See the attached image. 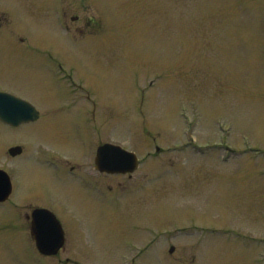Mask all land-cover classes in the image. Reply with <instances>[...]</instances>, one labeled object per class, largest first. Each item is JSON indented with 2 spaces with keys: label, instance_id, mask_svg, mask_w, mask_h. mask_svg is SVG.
I'll list each match as a JSON object with an SVG mask.
<instances>
[{
  "label": "rangeland",
  "instance_id": "1",
  "mask_svg": "<svg viewBox=\"0 0 264 264\" xmlns=\"http://www.w3.org/2000/svg\"><path fill=\"white\" fill-rule=\"evenodd\" d=\"M0 19V91L41 116L0 121V264H264V0H0ZM76 117L80 146L139 159L105 196L41 179L58 145L83 162L62 138ZM46 203L56 257L26 218Z\"/></svg>",
  "mask_w": 264,
  "mask_h": 264
},
{
  "label": "water",
  "instance_id": "2",
  "mask_svg": "<svg viewBox=\"0 0 264 264\" xmlns=\"http://www.w3.org/2000/svg\"><path fill=\"white\" fill-rule=\"evenodd\" d=\"M38 115L37 110L29 102L9 93L0 92V120L4 123L18 126L36 120ZM20 152V147L9 149L11 156H15ZM95 163L98 169L111 173L133 172L138 166L137 157L134 153L112 144H105L98 149ZM10 192L9 177L6 172L0 170V201H5ZM32 215V234L37 248L45 255L57 254L64 243V236L59 222L46 209H36Z\"/></svg>",
  "mask_w": 264,
  "mask_h": 264
},
{
  "label": "flooded vegetation",
  "instance_id": "3",
  "mask_svg": "<svg viewBox=\"0 0 264 264\" xmlns=\"http://www.w3.org/2000/svg\"><path fill=\"white\" fill-rule=\"evenodd\" d=\"M0 25H2V20L0 19ZM41 59H52V57H42ZM58 66V70L59 71H63L62 70V64L59 62L57 63ZM69 77V80L72 81L73 80V76L72 74H68L67 75ZM66 77V76H65ZM77 87V86H76ZM68 102L71 103V101H63V104H67L65 106H72V104H68ZM41 116H39L40 120ZM82 118V119H81ZM81 119V120H78ZM37 120V121H38ZM72 133H63L62 138L63 139H67L68 143L71 137H73V140L75 141V145L77 148V154L75 155L76 157L80 155V160H82L83 162L77 163L72 162L70 163V158H72L73 156L66 154V152H68L67 150H65V147H60L59 145L57 146V148H55L57 150V152H59L58 155H54L51 156L50 158H43V168L41 172V179L43 178H49L51 181H53L54 183H56L57 185L62 186H69L72 188L78 187L79 189H81L83 192H94L96 194H100V188L98 185L104 183L103 181L106 180V183H104L102 186L103 190L102 193L105 196V194L107 195L110 190H111V186L110 183L108 182L111 174L105 171H99L96 169L95 163H94V159H95V154L97 149L108 142H103L101 144H99L95 151H92L93 149V143L87 141H80V143L82 144V146H80L77 142L78 137H84L85 133H83V127H80V124L84 123V124H89L91 123V120L88 117H76L74 118L72 121ZM86 127V126H85ZM87 128V127H86ZM88 129V128H87ZM58 134V133H57ZM68 134V135H67ZM73 145V143H69V146L71 147ZM77 145L79 146V149L77 147ZM23 152V150H22ZM69 153V152H68ZM91 154V156H90ZM22 155V153L20 154V156ZM71 156V157H70ZM74 156V157H75ZM83 158H85L86 160L84 161ZM89 161H92L91 163H89ZM95 175H97V179H100L101 182L97 181L95 179ZM129 177L132 176V174H126ZM11 177V182H12V193L16 190V183L13 181L12 176ZM14 177V175H13ZM59 187V186H58ZM46 193H48L46 191ZM11 197V196H10ZM10 199V198H9ZM43 208H46L50 211H52L53 213H55L52 209H51V204L48 205L47 203L44 206H40ZM56 215V213H55ZM26 218L27 220H29V223H31V215L26 214ZM65 262H71V263H75L74 261H71L70 259L66 258Z\"/></svg>",
  "mask_w": 264,
  "mask_h": 264
}]
</instances>
